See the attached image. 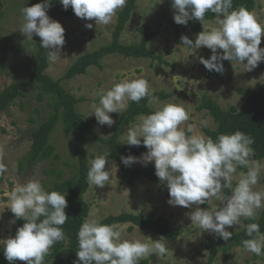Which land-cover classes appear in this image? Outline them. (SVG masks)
<instances>
[{"label":"clouds","instance_id":"9594fccd","mask_svg":"<svg viewBox=\"0 0 264 264\" xmlns=\"http://www.w3.org/2000/svg\"><path fill=\"white\" fill-rule=\"evenodd\" d=\"M59 3L65 10L71 7L81 19L95 20L96 25H109L114 22L116 11L126 6L127 0H59ZM50 6L51 0H42L33 6L22 7L19 32L28 40L38 36L40 46L47 52V60L55 63L61 59L65 29L48 16ZM171 8L174 22L181 25H187L190 20L203 24L206 13L215 14L217 27L198 33L194 42L186 35L180 38L181 46L194 53L201 47L211 50L209 58L199 57L208 71L223 73L224 60L232 64L237 61L246 71L254 70L264 61V48L260 47L264 24L244 7L230 10L233 0H171ZM85 27L91 29L93 25L86 23ZM218 50H223L222 54ZM153 91L144 78L114 83L111 88L97 92L99 102L93 104L91 115L94 114L98 124L112 127L115 120L109 114H122L129 101L138 104L147 98L149 104L160 105L151 114L139 116V122L126 130L124 144H143L147 151L140 157L121 156L123 165L130 167L141 163L147 166L154 162L155 175L167 186L169 205L195 206L187 214L191 224L224 241L233 235L227 229L238 225L249 237L242 240L243 248L256 256H264V233L259 224L243 223V220H256L258 210L264 207V191L254 190L264 171V163L251 159L255 155L251 147L254 139L240 130L222 133L213 139L203 133H194L193 125L182 129L180 125L189 120V113L179 104L160 101ZM201 126L206 127L207 122L201 121ZM106 163L109 160L105 155L89 160L86 179L90 186L104 188L111 181L109 170H105ZM238 169L246 171L238 172ZM7 171L8 167L0 157V177ZM234 178H237L235 186ZM225 189L230 190V194L226 195ZM8 195L14 217L12 223L23 219L24 224L14 237L0 239L6 260L10 264L16 260L44 264L51 247L65 239L62 226L69 219L65 212L68 206L66 194L48 191L40 180L32 179L17 184ZM213 199L220 205L211 210L199 207ZM122 231L119 225L86 217L77 233L78 259L73 264H138L152 254L164 256L169 251L161 239H122Z\"/></svg>","mask_w":264,"mask_h":264},{"label":"rangeland","instance_id":"374dc122","mask_svg":"<svg viewBox=\"0 0 264 264\" xmlns=\"http://www.w3.org/2000/svg\"><path fill=\"white\" fill-rule=\"evenodd\" d=\"M1 1L3 5L0 9V91L11 82L28 77L35 62L36 52L32 40L26 39L19 32L22 22L21 9L24 6L30 7L28 0ZM255 3V8L250 12L255 14L261 24H264V0H255ZM135 5L119 39L125 44L137 42L140 37L138 31L140 26L148 32H154L147 46L160 55L162 61L124 57L113 53L103 57L99 66H90L84 74L71 79L61 77L80 55L110 42L120 9L116 11L114 22L109 25H96L95 20L86 21L75 14L68 17H50L64 27L65 44L60 53L61 59L55 63L48 62L45 72L54 80L61 79L60 83L65 90L80 99L75 105L76 111L90 120L92 129L101 136L110 135L115 123L112 127L100 125L94 114L91 115L94 111L93 104L99 102L97 92L100 89L107 90L114 83L123 80L144 78L152 90L168 93L169 97L160 101L183 106L189 113V120L180 127L186 130L188 125H193L194 133L197 134H204V128L212 129L216 126L207 110L197 108L202 96L215 99L222 108L231 105L240 107L246 94L264 82V70L257 66L252 71H246L244 65L237 61H233V64L230 61L225 63L222 80L206 76L199 57L209 58L212 54L211 50L201 47L194 53L181 46L180 38L182 35L188 36V27L181 26L174 29L169 24V19L173 16L171 7L164 0L162 3L160 0H135ZM86 23H91L93 27L86 28ZM213 27H217L215 22L206 21L191 39L194 42L198 33L203 30L210 31ZM261 45H264V36ZM218 51L221 54L223 52V50ZM23 92L24 94L16 98L0 115V157L8 167L5 180L0 184V239L14 237L18 229L16 224L12 223L14 217L10 211L8 195L17 184L37 179L47 189L56 178V174L50 172L51 169H60L61 178L70 177L75 170L73 167L75 160L69 154L72 136L62 130L61 124L56 126L50 136V141L60 156L59 160L53 165L49 161H41L34 165L27 163L25 157L31 144L30 130L46 117L49 100L45 98L43 102L38 101L37 90L32 88L25 87ZM148 105L153 110L160 107L149 103ZM109 115L116 122L119 114ZM138 117L124 128L120 136L123 142L126 143V130L139 122ZM201 121H206L207 126L202 127ZM85 150L89 160L97 155H107L106 147L97 142L88 143ZM108 160L105 170H109L111 181L104 188L89 185L83 195L84 200L89 204L87 217L100 220L109 214L116 215L122 212L146 214L153 211L165 217L172 229L177 231L178 235L175 239L166 240L155 233L142 231L136 226L128 229L130 223L119 224L123 229L121 238L135 240L150 237L153 241L163 240L169 251L164 256L150 255L147 258L150 264H208L209 254L205 243L208 237L218 236L208 231L203 232L197 225L191 224L187 214L193 211L195 206L184 208L169 205L167 186L159 180L140 179L133 185L121 184L120 170L116 162L109 158ZM260 161L264 163V159ZM136 164L143 166L141 163ZM147 165H154V162H149ZM236 179L234 178L233 182L236 183ZM254 190L264 191V171ZM219 205L220 202L213 199L199 207L211 210ZM239 229L241 228L238 225H234L227 230L232 232ZM50 263L44 261V264ZM12 264H26V262L16 260ZM212 264H264V256H256L241 246H230L225 251L220 248Z\"/></svg>","mask_w":264,"mask_h":264},{"label":"trees","instance_id":"16d2710c","mask_svg":"<svg viewBox=\"0 0 264 264\" xmlns=\"http://www.w3.org/2000/svg\"><path fill=\"white\" fill-rule=\"evenodd\" d=\"M28 2L30 6H33L41 3L42 0H28ZM164 2L171 7V0H164ZM2 5L3 3L0 0V9ZM135 6V0H127L126 6L118 12L110 42L80 55L68 67L61 78L71 79L77 75L84 74L88 67L99 66L103 57L113 53L121 54L124 57L149 58L161 62L162 57L147 46L148 42L153 38L154 32H148L140 26L138 27L140 37L137 42L125 44L119 39ZM255 6V0H233V8L230 10L244 7L248 11H252ZM47 14L49 17H68L73 15L74 12L71 7L65 10L59 3V0H51V6L48 8ZM215 19V14L208 12L203 24L206 21L215 22ZM169 24L174 29L187 26L188 37L190 39L203 26L201 22L195 20H190L187 25L177 24L174 22L173 16L169 19ZM32 43L36 48L35 62L26 79L13 81L0 91V115L7 110L16 98L24 94L23 89L25 87L37 90L36 98L40 102L48 98V113L46 117L30 130L31 144L25 157L29 165H34L41 161H49L53 165L55 161L59 160L60 156L50 141V136L58 124H61L62 130L65 133L72 136L69 154L75 160V164L73 165L75 170L70 177L61 178L60 169H51L50 172L55 173L56 178L52 181L51 187L46 189L66 194L65 198L68 206L65 212L69 219L62 226L65 239L55 243L51 247L44 261L51 262L50 264H73L78 259L76 256V251L78 250L77 233L81 223L88 216L89 212V204L83 197L89 186L86 179L89 167V157L85 150L86 145L90 142H97L106 147V156L114 160L120 170L121 184L133 185L140 179L158 181L154 165L141 166L134 163L130 167H126L120 159L121 156L128 155L140 157L142 153L147 151L143 144L140 146L124 144L125 142L120 139V136L124 128L134 122L138 116L151 114L155 110L149 107L147 98L142 99L138 104L129 101L127 110L118 115L112 133L108 136H101L96 130L92 129L90 120L85 119L76 111L75 105L80 99L65 90L60 83L61 79L54 80L45 72L49 61L47 60L46 50L40 46V38L34 35ZM260 47L264 48V45H260ZM226 62L227 60L222 61L223 65ZM203 68L205 69L206 76H213L220 80L224 78L223 73H218L214 70L208 71L204 65ZM258 68L264 70V61L258 64ZM153 94L159 100L169 97V94L162 90L153 91ZM197 108L207 110L216 124L215 128L203 129L206 136L215 139L222 133L228 134L240 130L251 136L255 141L251 145L255 150V155L251 159H264V82L246 94L240 107L231 105L227 108H222L215 99L202 96ZM4 180L5 174L3 177H0V184ZM233 186H235V182H233ZM224 192L226 195L230 194V190L228 189H225ZM100 222L109 225L130 223L131 225L128 229L136 226L142 231L155 233L166 240H173L178 235L177 231L172 229L165 217L157 215L153 211L146 214L129 212H122L116 215L109 214L100 219ZM253 222L258 223L260 231L264 233V207L258 212L256 220H243L244 224ZM15 224L18 228L22 227L24 220L16 219ZM232 232V238L228 241H224L219 237L207 238L205 248L208 249L209 254L208 264H212L220 248L225 251L230 246L243 247L242 240L249 238L246 236L244 228ZM0 264H10L6 260L2 248H0ZM138 264H150V262L145 258L141 259Z\"/></svg>","mask_w":264,"mask_h":264}]
</instances>
